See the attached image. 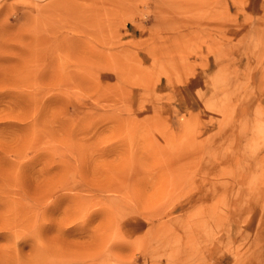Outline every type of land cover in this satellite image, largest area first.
<instances>
[{"label":"rangeland","instance_id":"obj_1","mask_svg":"<svg viewBox=\"0 0 264 264\" xmlns=\"http://www.w3.org/2000/svg\"><path fill=\"white\" fill-rule=\"evenodd\" d=\"M0 264H264V0H0Z\"/></svg>","mask_w":264,"mask_h":264},{"label":"crops","instance_id":"obj_2","mask_svg":"<svg viewBox=\"0 0 264 264\" xmlns=\"http://www.w3.org/2000/svg\"><path fill=\"white\" fill-rule=\"evenodd\" d=\"M255 9H257V4H255ZM159 86H166L165 84H159Z\"/></svg>","mask_w":264,"mask_h":264}]
</instances>
